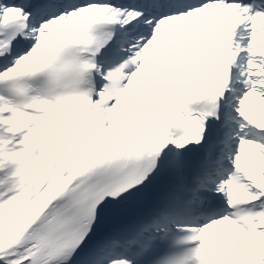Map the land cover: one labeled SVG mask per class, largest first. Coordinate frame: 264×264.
<instances>
[{"label":"snow or ice","instance_id":"snow-or-ice-1","mask_svg":"<svg viewBox=\"0 0 264 264\" xmlns=\"http://www.w3.org/2000/svg\"><path fill=\"white\" fill-rule=\"evenodd\" d=\"M0 264H264V0H0Z\"/></svg>","mask_w":264,"mask_h":264}]
</instances>
